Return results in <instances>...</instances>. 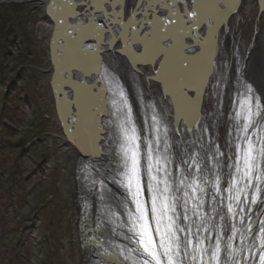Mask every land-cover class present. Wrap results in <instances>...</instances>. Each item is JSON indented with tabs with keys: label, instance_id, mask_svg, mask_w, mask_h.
Segmentation results:
<instances>
[{
	"label": "snow or ice",
	"instance_id": "1",
	"mask_svg": "<svg viewBox=\"0 0 264 264\" xmlns=\"http://www.w3.org/2000/svg\"><path fill=\"white\" fill-rule=\"evenodd\" d=\"M242 7L241 0L48 5L56 23V86L75 89L80 107L66 117L69 144L78 156L99 158L82 166L78 177L100 205L94 216L84 205V219L93 223L83 225V243L95 264H264V102L251 85L241 84L223 145L204 135L199 119L210 73L209 97L215 95L220 111L226 65L215 72L218 33L244 22ZM233 54L239 59L242 50ZM126 75L137 84L142 124ZM145 81L163 85L159 98ZM105 114L107 121H100ZM105 137L116 167H105ZM109 178L123 188L122 199L110 191Z\"/></svg>",
	"mask_w": 264,
	"mask_h": 264
},
{
	"label": "rangeland",
	"instance_id": "2",
	"mask_svg": "<svg viewBox=\"0 0 264 264\" xmlns=\"http://www.w3.org/2000/svg\"><path fill=\"white\" fill-rule=\"evenodd\" d=\"M16 1L0 0V264H77L45 8Z\"/></svg>",
	"mask_w": 264,
	"mask_h": 264
},
{
	"label": "bare ground",
	"instance_id": "3",
	"mask_svg": "<svg viewBox=\"0 0 264 264\" xmlns=\"http://www.w3.org/2000/svg\"><path fill=\"white\" fill-rule=\"evenodd\" d=\"M43 8H46L49 0H37ZM243 5L241 9V15L243 17V23H234L232 31H227L224 35L218 59L215 63V72L218 74L220 72L222 63L226 65L224 68V77L226 84L221 89L220 99L222 101L219 113H216V97L213 95L209 97V92L214 88L213 75L210 73L207 77L205 88L201 96L200 101V112L199 119L201 123L205 125L206 131L205 136L210 139H218V142L223 145L226 139V133L230 130V117L232 115V104L231 101L235 99L243 91L241 84H248L254 89L256 95H258L262 102H264V0H241ZM231 19V18H230ZM204 27V34H207V26ZM54 23L45 16V19L39 23L38 26V36L40 39L47 38L48 43V71H49V83L51 81L53 71V64L51 61V51H50V40L54 32ZM57 47V45H56ZM239 48L242 50V55L237 59L234 55V49ZM119 63V61H117ZM139 67V66H138ZM141 73L147 75L144 68L140 69ZM86 83H91V78L88 76L83 77ZM126 88L130 92V99L133 102L134 116L138 124L143 123L144 112L142 110L141 104L136 101L135 89L137 87L136 81L132 79L130 75H126L123 80ZM145 88H151V95L159 98L160 93L164 91L163 85L161 84L159 89L155 87V84L149 85L147 81L144 82ZM50 91V96L55 107V99L52 91V87L49 84L48 87ZM64 90V99L60 98V106L66 107V117L71 113H77L80 111L79 104L77 103V96L75 89L71 93L68 91L67 85H61L59 90ZM190 94L195 97L196 90L193 89ZM67 95L70 97L67 99ZM70 100L71 103L66 104L65 101ZM145 102H151L148 97H145ZM82 103L85 106L89 105L87 99L83 100ZM69 106V108H68ZM56 112V107H55ZM57 114V112H56ZM215 114V118L213 115ZM103 115L99 117L101 121ZM65 117V125L67 127ZM58 118V117H57ZM58 123L61 129L62 136H60L61 143V159L68 166L67 171L70 174V194H71V218L72 226L75 235V241L77 243L76 250V263L77 264H95L94 257L87 245L83 243L82 233L84 231L83 225L87 223L91 225L93 221L91 219L85 221V209L84 205L87 204V212L89 215H99V200L98 197L94 198L89 196L88 191L81 183L78 177L81 175L80 168L82 166H91L98 160V157H89L85 152L82 155H77L74 150V146H70L69 141L71 137L64 132L61 121L58 118ZM211 125V126H209ZM146 127V126H145ZM199 128V125H197ZM67 131V130H66ZM103 136V132L101 133ZM113 148L116 145H112ZM223 150V148H222ZM105 155L108 156V163H105V167L117 166V161L112 158V151L109 148V140L105 137L104 148L102 149ZM97 169H100L99 164H96ZM119 179V178H117ZM226 176L222 175L221 180H225ZM110 191L115 193L118 198H123L121 192L119 191L120 186L118 183H113L109 178L105 181ZM121 243L123 241H115ZM70 245V244H68Z\"/></svg>",
	"mask_w": 264,
	"mask_h": 264
},
{
	"label": "water",
	"instance_id": "4",
	"mask_svg": "<svg viewBox=\"0 0 264 264\" xmlns=\"http://www.w3.org/2000/svg\"><path fill=\"white\" fill-rule=\"evenodd\" d=\"M28 1H37V0H18L16 2H28ZM52 2V0H49L48 4L46 5V8H45V13H46V16H48V18L54 23L55 25V28H54V32H53V35H52V38L50 40V51H51V61H52V64L54 66L55 64V61H56V36H55V32H56V23H55V20L54 18L51 16V14L48 12V5ZM221 33H218L219 35V43H218V46L216 48V51L214 53V62L218 59L219 57V54L221 53V50H220V45L222 44L221 41L223 39V33H226L227 31H224L223 30V27L221 28ZM50 85L52 87V91H53V95H54V99H55V107H56V112H57V117L59 118V120L61 121V124L63 126V129H64V132L67 134V127L65 125V117H66V107L63 108L62 105L60 106V98H62V100L64 99V94L62 95L61 93H64V90H59L57 89V80H56V75H55V72L53 73L52 75V78H51V81H50ZM70 96L67 95V99L69 98ZM69 108V106H68ZM108 117L107 115H103L102 118H101V121H107ZM104 135V134H103Z\"/></svg>",
	"mask_w": 264,
	"mask_h": 264
},
{
	"label": "flooded vegetation",
	"instance_id": "5",
	"mask_svg": "<svg viewBox=\"0 0 264 264\" xmlns=\"http://www.w3.org/2000/svg\"><path fill=\"white\" fill-rule=\"evenodd\" d=\"M226 35V33H223V36Z\"/></svg>",
	"mask_w": 264,
	"mask_h": 264
},
{
	"label": "trees",
	"instance_id": "6",
	"mask_svg": "<svg viewBox=\"0 0 264 264\" xmlns=\"http://www.w3.org/2000/svg\"><path fill=\"white\" fill-rule=\"evenodd\" d=\"M3 5H7V4H3ZM9 5V4H8Z\"/></svg>",
	"mask_w": 264,
	"mask_h": 264
}]
</instances>
